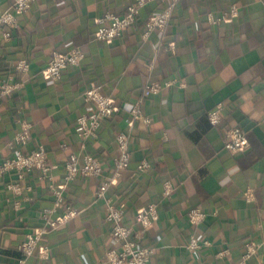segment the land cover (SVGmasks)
Wrapping results in <instances>:
<instances>
[{"label": "crops", "instance_id": "obj_1", "mask_svg": "<svg viewBox=\"0 0 264 264\" xmlns=\"http://www.w3.org/2000/svg\"><path fill=\"white\" fill-rule=\"evenodd\" d=\"M132 1L34 0L17 15L8 40L0 29V85L13 72L22 83L12 95L0 92V159L12 153L7 143L19 116L31 124L28 149H46L52 186L63 185L71 153H91L108 175L120 131L130 151L129 166L108 185L105 197L95 193L103 176L77 175L64 186L66 202L79 213L43 234L28 257L19 243L41 224L40 211L53 202L52 186L36 170L21 178L15 171L1 174L0 264H17L23 257L25 264H37L42 246L48 248L50 264H109L106 252L113 242L105 220L107 199L125 204L127 224H134L139 208L157 203L158 219L147 232V243L154 247L147 264L238 262L248 241L257 247L247 264H264V0H178L165 31L153 29L143 38L148 16L164 8L150 1L121 35L96 40L97 18L124 13ZM10 2L0 0V8ZM233 3L236 15L207 21V13L222 14ZM74 46L84 53L81 64L67 67L58 79L46 76L51 52ZM19 59L28 62L26 71H16ZM149 80L163 86L145 96L142 87ZM92 82L101 84L116 111L82 146L76 118L93 110L83 99ZM137 102L149 123H130V107ZM218 103L222 116L212 125L208 113ZM235 125L249 146L230 152L224 147L226 130ZM142 160L149 167L138 170ZM169 179L172 193L164 197ZM10 182L21 191H9ZM194 206L206 212L199 224L187 216ZM192 234L209 244L191 248ZM223 250L227 254L219 255Z\"/></svg>", "mask_w": 264, "mask_h": 264}, {"label": "built area", "instance_id": "obj_2", "mask_svg": "<svg viewBox=\"0 0 264 264\" xmlns=\"http://www.w3.org/2000/svg\"><path fill=\"white\" fill-rule=\"evenodd\" d=\"M34 0H11L10 5L6 9L0 8V29L4 39H9L13 28L17 24V15L29 10L30 5ZM150 1H160L164 4L161 11L152 13L146 19V23L142 30V37L148 36L151 30L158 29L161 32L165 31L168 25V20L173 8L178 0H133L128 5L126 11L121 14L105 12L97 18V29L94 33V38L100 40H110L121 35L123 29L135 24L140 9ZM238 5L232 4L230 9L222 14L214 15L207 13V21L216 23L226 19L228 16L238 13ZM169 47H173L169 44ZM83 51L81 48L74 46L64 52L53 50L51 52L44 73L53 78H60L64 69L67 67H78L83 59ZM16 71H26L28 62L25 59H19L15 65ZM8 80L0 85L2 94L12 95L21 87V82L15 76V73L8 74ZM168 83V82H166ZM164 83V84H166ZM161 85L155 81H147L144 83L142 90L143 95L149 96L151 93L160 91ZM83 99L92 105V111L82 113L76 118L77 125L81 129L82 146L86 145V141L97 135L98 128L103 119L112 116L116 108L113 100L101 91V84L92 82L84 91ZM130 123L142 121L149 123L150 119L142 113V109L138 102L130 107ZM222 105H218L209 111L208 120L212 125H217L221 119ZM18 129L14 136L7 143L11 149V155L0 159V175L11 171H15L19 178L24 172L36 170L40 178H44L52 186L51 174H49L50 166L46 161V149L43 145H37L28 149L30 141L31 124L22 116L17 118ZM224 147L230 152H236L249 146V140L244 134L242 128L238 125L230 127L226 130V138ZM115 142L118 145V152L114 158L113 169L108 175L103 174V166L101 161L95 159L89 152L83 154L71 153L67 156L64 162V182L60 187L52 186L53 202L49 207H44L41 212L42 222L34 228L33 232L28 233L25 238L19 243L20 249L24 256L34 254L38 240L46 232L54 227L66 223L70 218L79 213L77 208L66 202L63 188L67 183L80 175L103 176L95 193L97 198L106 196L108 185L113 182L121 171L129 166L130 151L128 137L125 132L120 131L115 136ZM149 167L146 160H142L138 165V170H143ZM7 188L13 193L21 191V186L18 183H8ZM173 184L171 180H165L163 184V196L169 197L172 193ZM252 192H246V198L252 197ZM105 220L110 227V237L113 245L106 252V261L109 264H147L153 253L154 247L147 243V232L152 227L153 223L158 219L159 209L156 202H151L146 206L139 208L135 213L134 224L124 222L125 204L121 201L114 202L107 199L105 205ZM188 219L193 224H199L204 221L206 212L199 206L190 207L187 212ZM209 244L207 239L198 240L192 234L189 238V246L191 248H199ZM257 244L253 241L246 243L245 251L241 254L238 262H229L226 264H247L248 259L254 254ZM39 256L41 261L37 264H50L49 251L46 246L39 248ZM227 254L223 250L219 253ZM17 264H25L24 257L18 259Z\"/></svg>", "mask_w": 264, "mask_h": 264}]
</instances>
